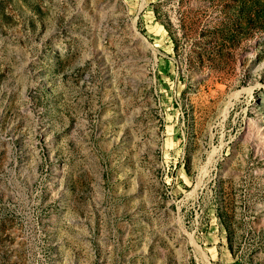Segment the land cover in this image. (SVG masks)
Instances as JSON below:
<instances>
[{
	"label": "rangeland",
	"instance_id": "obj_1",
	"mask_svg": "<svg viewBox=\"0 0 264 264\" xmlns=\"http://www.w3.org/2000/svg\"><path fill=\"white\" fill-rule=\"evenodd\" d=\"M0 264H264V0H0Z\"/></svg>",
	"mask_w": 264,
	"mask_h": 264
},
{
	"label": "trees",
	"instance_id": "obj_2",
	"mask_svg": "<svg viewBox=\"0 0 264 264\" xmlns=\"http://www.w3.org/2000/svg\"><path fill=\"white\" fill-rule=\"evenodd\" d=\"M166 30L169 32L170 37L174 44H177V38L174 36V31H171V28L168 25H165Z\"/></svg>",
	"mask_w": 264,
	"mask_h": 264
}]
</instances>
